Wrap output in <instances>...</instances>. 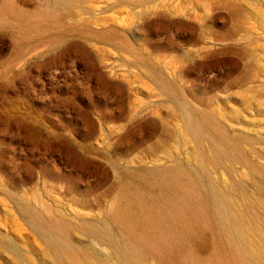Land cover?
<instances>
[{"label": "rangeland", "instance_id": "374dc122", "mask_svg": "<svg viewBox=\"0 0 264 264\" xmlns=\"http://www.w3.org/2000/svg\"><path fill=\"white\" fill-rule=\"evenodd\" d=\"M0 264H264V0H0Z\"/></svg>", "mask_w": 264, "mask_h": 264}, {"label": "bare ground", "instance_id": "6f19581e", "mask_svg": "<svg viewBox=\"0 0 264 264\" xmlns=\"http://www.w3.org/2000/svg\"><path fill=\"white\" fill-rule=\"evenodd\" d=\"M178 182H179V181H178ZM178 182H177V184H176V187H177L176 191H178V189L182 187V185H180V183H178ZM183 187H184L183 191L185 192V189H186L187 187H186V188H185V186H183ZM179 190H181V189H179ZM190 191H191V190H190ZM190 191H188V190L186 189V193H187V194H189ZM170 201H171V200H170ZM173 203H174V202H173ZM140 204H142V203H140ZM170 204H172V203H170ZM174 204H175V203H174ZM176 204H177V203H176ZM176 206H177V205H176ZM168 208H169V207H168ZM178 208H179V207H178ZM166 209H167V207H166ZM169 210H171V209H169ZM169 210H168V211H169ZM188 210H190V208H189ZM125 211H126V210H125ZM165 211H167V210H165ZM190 212H191V211H190ZM128 213H130V212H128ZM132 213H133V212H132ZM166 214H167V213H166ZM166 214H165V215H166ZM169 214L171 215V212H170ZM183 214H184V213H183ZM142 215H143V214H142ZM161 215H162V214H160L159 216H161ZM165 215H164V216H165ZM186 215H187V213H186ZM134 216H135V215H134ZM134 216H133V217H134ZM136 216H137V215H136ZM179 216H180V215H179ZM129 217H130V216H129ZM161 217H163V216H161ZM175 217H176V216H175ZM177 217H178V214H177ZM186 217H187V216H186ZM120 218H121V217H120ZM131 218H132V216H131ZM134 218L137 219L136 217H134ZM164 218H165V217H164ZM162 219H163V218H162ZM173 219H174V218H173ZM176 219H177V218H176ZM164 221H165V220H164ZM162 223L164 224V222H162ZM192 223H193V222H192ZM165 224H166V223H165ZM186 224H187V223H186ZM159 225H160V224H159ZM159 225H158V226H159ZM163 226H164V225H163ZM163 226H162V227H163ZM168 226H169V225H168ZM138 229H139V227H138ZM189 229H190V228L188 227L187 230H189ZM130 231H131V230H130ZM161 231H162V230H161ZM163 231H164V230H163ZM168 231L170 232V229H169ZM181 231H182V230H181ZM189 231H190V230H189ZM191 231H192V229H191ZM191 231H190V232H191ZM172 232H173V231H172ZM156 233H157V232H156ZM131 234H133V233H131ZM172 234H174V233H172ZM178 234H179V233H178ZM134 235H135V234H134ZM139 236H140V234H139ZM161 236H162V235H161ZM171 236H172V235H171ZM167 237H168V236H167ZM175 237L177 238L178 236L175 235ZM138 238H139V237H138ZM140 239H142V238H140ZM170 239H171V238H170ZM174 239H175V238H174ZM174 239H173V240H174ZM177 240H178V239H177ZM140 241H141V240H140ZM142 241L144 242V240H142ZM166 241H167V240H166ZM170 241H171V240H170ZM174 241H175V240H174ZM168 242H169V241H168ZM141 243H142V242H141ZM153 243H155L156 245H158V242H157L154 238H153L152 244H153ZM165 243H166V242H165ZM143 244H144V243H143ZM149 249H151V248L149 247ZM155 249H156V247H155ZM153 250H154V249H153ZM156 250H157V249H156ZM165 250H166V249H165ZM161 251H162V250H161ZM169 251H170V250H169ZM169 251H168V249H167V252H169ZM159 252H160V250H159ZM167 252H165V253H167ZM171 254H172V253H170V255H171ZM161 256H162V255H161ZM161 256H160V257H161ZM171 256H172V255H171ZM165 257H166V256H165ZM162 258H163V257H162Z\"/></svg>", "mask_w": 264, "mask_h": 264}]
</instances>
